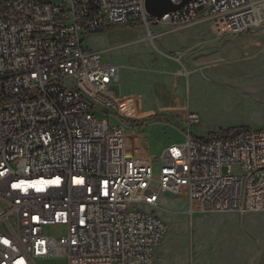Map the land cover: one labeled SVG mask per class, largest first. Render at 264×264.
<instances>
[{
	"label": "built area",
	"instance_id": "built-area-1",
	"mask_svg": "<svg viewBox=\"0 0 264 264\" xmlns=\"http://www.w3.org/2000/svg\"><path fill=\"white\" fill-rule=\"evenodd\" d=\"M180 6L185 0H170ZM0 264H154L167 225L149 210L185 194L202 213H264V130L199 138L157 158L131 147L111 90L120 68L85 44L108 28L264 24V0H190L159 22L145 0L0 3ZM81 82L83 91L70 83Z\"/></svg>",
	"mask_w": 264,
	"mask_h": 264
},
{
	"label": "rangeland",
	"instance_id": "rangeland-1",
	"mask_svg": "<svg viewBox=\"0 0 264 264\" xmlns=\"http://www.w3.org/2000/svg\"><path fill=\"white\" fill-rule=\"evenodd\" d=\"M222 25L139 23L88 36L87 47L120 68L111 90L121 118L96 110L94 118L124 124L132 149L156 164L165 147L183 141L191 114L199 138L264 130V24L238 35ZM69 85L88 92L81 82ZM149 211L167 225L154 264H264V213L190 212L185 194L161 196Z\"/></svg>",
	"mask_w": 264,
	"mask_h": 264
},
{
	"label": "water",
	"instance_id": "water-1",
	"mask_svg": "<svg viewBox=\"0 0 264 264\" xmlns=\"http://www.w3.org/2000/svg\"><path fill=\"white\" fill-rule=\"evenodd\" d=\"M189 1L185 0L183 4ZM182 5L174 6L170 0H145V11L149 17L159 22L164 15L180 9Z\"/></svg>",
	"mask_w": 264,
	"mask_h": 264
},
{
	"label": "trees",
	"instance_id": "trees-1",
	"mask_svg": "<svg viewBox=\"0 0 264 264\" xmlns=\"http://www.w3.org/2000/svg\"><path fill=\"white\" fill-rule=\"evenodd\" d=\"M1 2H2V0H0V3ZM0 12H1V6H0ZM114 28H112V29H114ZM229 131H232V132H235V133H240V132H243V131H247V129H244V128H233V129H229V130L223 132L222 134H226Z\"/></svg>",
	"mask_w": 264,
	"mask_h": 264
},
{
	"label": "crops",
	"instance_id": "crops-1",
	"mask_svg": "<svg viewBox=\"0 0 264 264\" xmlns=\"http://www.w3.org/2000/svg\"><path fill=\"white\" fill-rule=\"evenodd\" d=\"M192 26H193V25H192ZM189 27H190V26H189ZM117 28H120V27H116V29H117Z\"/></svg>",
	"mask_w": 264,
	"mask_h": 264
}]
</instances>
